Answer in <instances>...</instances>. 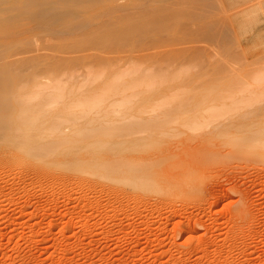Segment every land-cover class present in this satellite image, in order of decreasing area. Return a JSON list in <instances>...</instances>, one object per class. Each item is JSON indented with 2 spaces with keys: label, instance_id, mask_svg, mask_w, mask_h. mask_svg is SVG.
<instances>
[{
  "label": "rangeland",
  "instance_id": "rangeland-1",
  "mask_svg": "<svg viewBox=\"0 0 264 264\" xmlns=\"http://www.w3.org/2000/svg\"><path fill=\"white\" fill-rule=\"evenodd\" d=\"M0 36V264H264V0H0Z\"/></svg>",
  "mask_w": 264,
  "mask_h": 264
},
{
  "label": "bare ground",
  "instance_id": "bare-ground-1",
  "mask_svg": "<svg viewBox=\"0 0 264 264\" xmlns=\"http://www.w3.org/2000/svg\"><path fill=\"white\" fill-rule=\"evenodd\" d=\"M111 10V9H110ZM90 19V18H89ZM87 21V20H86ZM39 23V22H38ZM39 25V24H38ZM41 25V24H40ZM35 27H36V25H35ZM44 27V26H43ZM37 28V27H36ZM34 29V28H33ZM31 30V29H30ZM10 31V30H9ZM9 31H7L8 33H9ZM20 32V31H19ZM4 34V33H3ZM3 34H1V35H3ZM7 33H5V35H6ZM21 34V33H20ZM5 35L3 36V37H5ZM8 35V34H7ZM12 35H10V33H9V36H7V37H11ZM17 36V35H16ZM1 38H2V36H0ZM7 37H5V38H7ZM3 39V38H2ZM1 39V40H2ZM0 40V41H1ZM12 41H13V38L11 39ZM10 41V40H9ZM6 41H4V43H5ZM4 43H2V44H4ZM8 43V42H7ZM5 45V44H4ZM4 45H3V47H4ZM2 46V45H1ZM20 53V52H19ZM80 137V136H79ZM234 139V138H233ZM3 142V141H2ZM99 143V142H98ZM83 143H81L79 146L81 147V146H83L82 145ZM260 144V143H259ZM261 144H263V143H261ZM78 146V147H79ZM255 147H256V144L254 145ZM254 146H252V147H254ZM79 147V148H80ZM103 147V146H102ZM34 148H30L29 150L28 149H22L21 148V146H19V149H18V151H17V154L20 156V155H22V156H24V155H26V156H31V155H33V152L32 151H34L33 150ZM69 149V148H68ZM74 149H78V148H74ZM32 150V151H31ZM67 150V149H66ZM70 150V149H69ZM69 150L66 152L67 154L69 153ZM71 150H73V148L71 149ZM75 151V150H74ZM91 151V150H90ZM93 151V150H92ZM91 151V152H92ZM95 151H99V150H95ZM101 151H103V150H101ZM62 152V151H61ZM85 152V151H84ZM90 152V153H91ZM13 153V152H12ZM87 153H88V151H87ZM99 152H97L96 154H98ZM57 154V153H56ZM65 154V153H64ZM86 154V153H85ZM231 154V153H230ZM15 155V154H14ZM66 155V154H65ZM95 155V154H94ZM115 155V154H114ZM216 155V154H215ZM232 155V154H231ZM16 156V155H15ZM53 156V155H52ZM55 156V155H54ZM57 156H59V154L57 155ZM57 156H55L56 158H58ZM61 156V155H60ZM64 156V155H63ZM62 156V157H63ZM102 156V155H101ZM106 156V155H105ZM122 156V155H121ZM23 159V158H22ZM28 159V158H27ZM25 160V159H24ZM23 160V161H24ZM251 160V159H250ZM200 161V160H199ZM198 162V161H197ZM184 165H186V164H184ZM60 167V166H59Z\"/></svg>",
  "mask_w": 264,
  "mask_h": 264
}]
</instances>
